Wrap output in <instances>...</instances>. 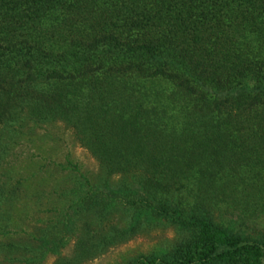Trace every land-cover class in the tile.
I'll return each mask as SVG.
<instances>
[{"label": "trees", "instance_id": "trees-1", "mask_svg": "<svg viewBox=\"0 0 264 264\" xmlns=\"http://www.w3.org/2000/svg\"><path fill=\"white\" fill-rule=\"evenodd\" d=\"M55 120L97 162L65 264L160 223L175 240L127 264H264L234 227L264 213V0H0V122Z\"/></svg>", "mask_w": 264, "mask_h": 264}, {"label": "rangeland", "instance_id": "rangeland-1", "mask_svg": "<svg viewBox=\"0 0 264 264\" xmlns=\"http://www.w3.org/2000/svg\"><path fill=\"white\" fill-rule=\"evenodd\" d=\"M21 122L12 124L15 130L0 122V189L3 191L0 195V264H65L82 227L79 216L71 208H66L69 195L65 191L76 185L79 172L93 179L97 162L59 120ZM66 158L77 165L75 173L59 166ZM63 212L66 215L64 224L61 220ZM235 212L226 213L219 208L213 215L229 224L236 217ZM222 213L225 214L219 215ZM224 216L231 219L223 220ZM81 217L85 219L83 215ZM87 218L92 219L91 213ZM124 218L117 211L110 220L121 226ZM106 223L108 218L102 220V225ZM51 224L57 227L55 242L51 232L42 234ZM234 227L257 236L264 232V213L245 219L243 224ZM176 236L172 226L152 224L75 264H127L138 254L168 247ZM31 248L41 252H36L34 261L27 263L21 254H27L22 251ZM16 256L18 261H14ZM27 256L31 255L28 253ZM57 256L63 257L60 258L61 263L55 261Z\"/></svg>", "mask_w": 264, "mask_h": 264}]
</instances>
